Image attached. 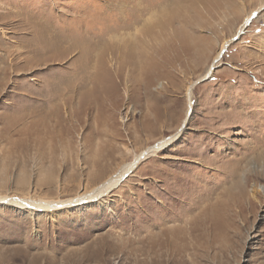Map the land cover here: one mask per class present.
Instances as JSON below:
<instances>
[{"label": "rangeland", "instance_id": "obj_1", "mask_svg": "<svg viewBox=\"0 0 264 264\" xmlns=\"http://www.w3.org/2000/svg\"><path fill=\"white\" fill-rule=\"evenodd\" d=\"M153 1L139 29L161 23L156 43L180 57L168 75L145 88L109 62L110 83L94 66L79 88L73 45L105 48L134 0H0V196L26 202L0 203V264H264V177L247 179L264 157V0ZM179 130L103 201L30 204L87 194Z\"/></svg>", "mask_w": 264, "mask_h": 264}, {"label": "bare ground", "instance_id": "obj_2", "mask_svg": "<svg viewBox=\"0 0 264 264\" xmlns=\"http://www.w3.org/2000/svg\"><path fill=\"white\" fill-rule=\"evenodd\" d=\"M138 1L134 0L133 6H129L125 9L113 10L112 15H111L110 24L107 23V25H104L105 27L103 26L104 27L103 31L100 32L99 34L100 36H98L99 38H102V39L106 35L111 36L112 41L107 40L108 45H106V47L104 46L105 48L99 50L98 44L95 43L97 42L95 38H94L95 42L94 40L91 41V40H85V39L80 40L79 42L75 41L76 44L73 45L74 47L73 49L80 50L78 54V62H77L79 65L76 69V73L78 74L79 88L86 87L87 83L92 78L94 79L93 81H94L95 86L100 85L99 83H101L102 81H104V83L106 84L105 81L107 80L109 81V78H110V73H109L110 68H108L109 62L114 63V66L117 68V72L119 73L118 75H121L123 78L128 69H129V73L131 71L133 72L139 71V72L145 73L146 75L143 81L144 82L143 86L147 88L151 83H153L156 77L158 76L162 77V76L168 75L169 71H167L168 69L165 66H169L173 64L178 58L180 59L179 56L172 54L171 50L173 49V47L171 43H169L165 47L163 46L162 48H160V46L156 43L157 42L156 40L159 38L160 34L157 35V32L154 31V27H160L159 24L161 23L159 22H158L159 24L156 23L152 28H150L149 26H146V28H143L144 30H141L142 28L139 29V25H140L139 23H141V21L143 20L142 17L146 13H148L150 9H152L156 1L143 0L147 2V4L144 7H139ZM251 16H249L246 19L239 33L237 34V37L245 29ZM172 21H173L172 19H169L166 22L162 21L163 23L161 25V28L168 29L169 26L172 24ZM150 34L152 35V37L154 34L156 35L154 37L155 43L153 41L152 44H150L149 40L147 39L146 36L148 35L151 36ZM229 43L230 41L227 40V42L220 48V50L217 53V56L215 57L213 64L209 67L208 72L205 76H209L212 73L213 69L215 68L216 63L221 59L222 54L224 53V50L226 49ZM94 61L96 62V64H93ZM94 66L96 68V71L94 70L95 73L94 74L92 73L93 77L91 78V75H89V72L91 71L89 70L91 69V67H94ZM194 85L195 83H192L187 89V94H188L189 103H190L189 110L187 113L188 119L191 114V107H192L191 98H192V91H193ZM59 94H60V90L58 89L57 92L53 96L55 97V96H58ZM16 121H18V117L16 118ZM13 123H14V120L9 121L8 127L10 128ZM179 132L180 130L176 134L171 135L170 137H167V138H163L157 144L149 146L148 148L143 150L141 153L136 154L132 161L123 164L118 169L117 172H115L113 175L108 177L101 184L97 185L95 188H93L91 192L87 194H83V195L81 194L77 197L70 198L64 201H44V200L42 201L41 200V202H38V203L31 202L30 204H32L33 208L35 209L55 211V210H59L60 208L66 207V206L78 205L81 203H92L98 200L103 201L105 200L104 197L107 195H110V192L116 189L123 182V180L137 168L138 164L141 161H143L150 155L155 154L161 149V147H164L168 143H170V141H172V139L175 138ZM262 160H263L262 165L260 164L259 166L256 165L253 172L251 174H248L247 179L251 177H255L256 179H261L262 177H264V157ZM261 166L263 167V169H260ZM237 183H238L237 187L239 188V191L237 192L235 196V202H237L242 207L244 205V197L246 195V189L243 185H241L239 180ZM248 200L252 208L253 207L258 208L259 204L261 203V200L255 201V199L253 200L252 197H250ZM0 203H8L10 205H14L17 207L26 208L25 200L18 199V198L15 199V198H8L6 196H0Z\"/></svg>", "mask_w": 264, "mask_h": 264}]
</instances>
